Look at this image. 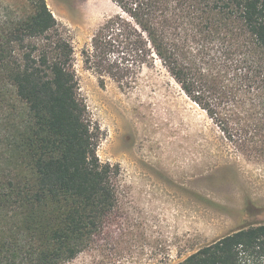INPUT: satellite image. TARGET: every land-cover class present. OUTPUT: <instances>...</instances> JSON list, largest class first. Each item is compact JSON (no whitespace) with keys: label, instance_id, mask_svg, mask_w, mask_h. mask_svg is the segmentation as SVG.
Instances as JSON below:
<instances>
[{"label":"trees","instance_id":"16d2710c","mask_svg":"<svg viewBox=\"0 0 264 264\" xmlns=\"http://www.w3.org/2000/svg\"><path fill=\"white\" fill-rule=\"evenodd\" d=\"M83 66L130 86L158 62L241 156L264 162V0H111ZM0 31V264H65L115 205L74 46L45 0ZM176 264H264V222Z\"/></svg>","mask_w":264,"mask_h":264},{"label":"rangeland","instance_id":"374dc122","mask_svg":"<svg viewBox=\"0 0 264 264\" xmlns=\"http://www.w3.org/2000/svg\"><path fill=\"white\" fill-rule=\"evenodd\" d=\"M74 46L78 91L102 163L118 166L115 205L65 264H176L235 229L264 222V162L227 142L157 62L130 86L82 63L92 33L119 10L111 0H45ZM0 0V31L26 10Z\"/></svg>","mask_w":264,"mask_h":264}]
</instances>
